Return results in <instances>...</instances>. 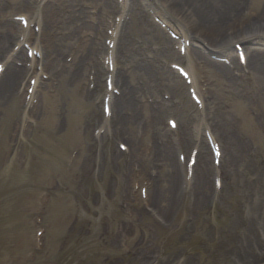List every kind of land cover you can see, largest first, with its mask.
Returning <instances> with one entry per match:
<instances>
[{
	"label": "rangeland",
	"instance_id": "rangeland-1",
	"mask_svg": "<svg viewBox=\"0 0 264 264\" xmlns=\"http://www.w3.org/2000/svg\"><path fill=\"white\" fill-rule=\"evenodd\" d=\"M36 1H0V61L15 41L13 25L7 23L9 17L25 13L43 19L57 3L37 6ZM96 1L102 4L109 0H61L70 13L60 11L55 20L47 16L53 22L57 20L49 31L45 30L44 18L39 38L45 49L42 68L49 79H43L35 118L27 121L32 109L24 106L29 76L21 92L17 86L12 90L11 78L2 86L0 264H229L227 253L233 247L229 241L227 252L228 237L224 233L237 223V207L242 210L244 199H248L246 204L252 208L255 190L259 200L264 199V189L258 185L264 174V89L253 91L251 84L242 82V88L230 94L210 79L202 86L211 103L210 115L205 109L197 112L187 85L170 68L178 50L170 46L174 54L163 53L169 35L138 0L122 24V40L128 48L122 46L117 51L120 77L126 71L124 88L135 96H126L127 105L120 109L122 121L115 124L119 137L115 139L111 131L104 139L94 138L92 125L102 116V106L101 97L97 100L86 92L88 71L91 66L97 67L96 36L104 28L100 20H113L116 15V0L110 1L113 7L101 5L102 9L96 7ZM250 5L245 7L249 11ZM54 9L58 11L56 6ZM75 9L82 10L84 16ZM74 11L77 19L71 16ZM31 33L29 37H34ZM195 46L194 50L200 52L201 45ZM24 55L26 58L25 50ZM69 57L73 63L67 61ZM184 61L188 63L189 59ZM76 64L83 68L79 77L73 69ZM195 66L203 82V76L211 73L201 64ZM21 71L18 68L14 73L17 79ZM6 93L10 97L3 99ZM164 93L169 95L167 108ZM167 114L175 115L184 127L180 132L186 149L191 140L186 141L185 134L188 136V129L200 119L223 137L226 148L224 190L215 194L212 182L205 190L195 187L179 198L180 210L173 213L170 209L176 185L166 209L154 198L155 191L177 182L176 175L169 172L175 169L174 162L167 161L165 155L167 152L172 158L168 142L165 144L169 136ZM119 141L131 145V152L114 157L111 151H119ZM73 149L77 154L70 158ZM150 173L157 178L149 190L151 207L146 205L144 211L138 206L140 212L136 206L141 204L139 190L133 185L149 179ZM129 203L135 209L127 207ZM38 218L45 229L40 246L34 237ZM252 220L255 234L257 229L264 230L263 219L258 216Z\"/></svg>",
	"mask_w": 264,
	"mask_h": 264
},
{
	"label": "bare ground",
	"instance_id": "bare-ground-1",
	"mask_svg": "<svg viewBox=\"0 0 264 264\" xmlns=\"http://www.w3.org/2000/svg\"><path fill=\"white\" fill-rule=\"evenodd\" d=\"M160 1L168 3L169 11L166 13V16L169 20H171L170 23L174 24L173 26H177L176 28L182 33L181 35L183 38L194 42L196 37H204V40L208 43L209 47H211L218 54H226L235 57L234 51L231 47L232 43L236 41H244L248 45L249 50V48L251 47L250 44H253L255 42L258 43L259 41L264 40V0H251L252 2L246 0ZM53 2H57L54 6H56V9H58V11H55L54 6L53 9L50 8L46 11V18L44 17L46 21L45 26L43 22L44 18L41 20L46 31L51 30L52 26L57 22V20L54 21V24V22L48 19L47 16H51L52 19L55 20L60 15V11H67L68 13H70L68 8L62 5L59 0ZM72 4L73 3L69 2L70 6H72ZM103 5L112 7V3L110 1H106L105 3H103ZM123 5L125 6V3ZM248 5H250V11L245 8L248 7ZM75 10L77 11V13H81V16H84V12L82 10ZM74 12H72L71 16H73L74 19H77V17H75L77 13ZM71 16H68V18L74 22V19ZM187 23L188 25H190L189 28L193 27L194 29H187ZM34 44L36 46V49L39 48L42 52L43 48H41L40 44ZM106 52L107 55L110 53L108 49H106ZM186 56L189 57V59H193L197 56L196 61H201V59L205 60L204 64L206 68H208L209 73H211L210 78L215 79V81L223 85V87L227 89L230 94H235L236 89L242 88V82L252 84L253 91L259 92L264 89V51H262L261 49L253 48V50L251 51V55L249 56V60L247 61L249 72L248 74H242L241 77L232 76L229 73V69L225 65L219 62H215L209 57L196 53L192 48L188 49ZM34 60L36 61L37 58L35 57ZM71 63H73V60ZM192 64V62L189 63L188 69L192 74L194 80L193 84L197 87V85L199 84L197 79L198 76L196 75L197 70ZM14 67L9 64L5 73V80L0 86V93L2 90V86L9 78H11V81L14 82L12 84V90L14 89L13 87L16 86V81L18 79L17 77H15L14 73L18 70V68ZM73 69H75L76 76L79 77L82 74L83 68L81 64H76ZM243 92L246 93V90L243 89ZM8 97L10 96L6 93L3 99H7ZM121 104L123 103L121 102ZM238 105H240V103H238ZM234 149L236 151V148ZM205 152L207 153L206 150ZM165 155L166 160L171 161L172 163L170 154L165 152ZM174 161L176 160L174 159ZM194 173V179H198L197 187L205 190L208 187L207 179L204 176L205 173ZM175 185L177 190V183L173 181L170 182V184L168 183L166 187H163L162 189H159L154 193L155 201L165 209L169 204L168 197L171 195V189ZM174 196L175 193L173 197ZM258 256L259 255L253 252L251 247H248L245 250L244 254L240 256V260L244 264H256Z\"/></svg>",
	"mask_w": 264,
	"mask_h": 264
}]
</instances>
